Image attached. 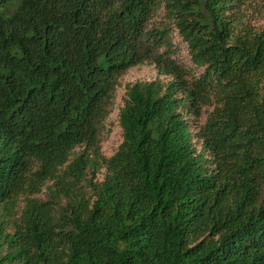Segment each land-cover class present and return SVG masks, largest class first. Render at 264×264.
I'll use <instances>...</instances> for the list:
<instances>
[{
	"label": "trees",
	"instance_id": "1",
	"mask_svg": "<svg viewBox=\"0 0 264 264\" xmlns=\"http://www.w3.org/2000/svg\"><path fill=\"white\" fill-rule=\"evenodd\" d=\"M251 1L0 0V264H264ZM161 4L197 75L164 49L168 25L150 26ZM144 62L171 79L126 87L122 141L105 157L117 78ZM206 106L198 151L187 116Z\"/></svg>",
	"mask_w": 264,
	"mask_h": 264
},
{
	"label": "rangeland",
	"instance_id": "2",
	"mask_svg": "<svg viewBox=\"0 0 264 264\" xmlns=\"http://www.w3.org/2000/svg\"><path fill=\"white\" fill-rule=\"evenodd\" d=\"M240 10L243 20L249 23L255 30L264 28V1L254 0L250 3L246 2ZM163 25H168V39L170 41V44L164 49L168 51L172 58L185 66L190 74L197 75L200 73L202 68L197 67L192 63L186 42L179 36L175 27L170 25V23H167V19L164 16L163 4H161L153 15L150 21V26L162 27ZM157 78L167 82L171 79V76L159 74L155 64L152 62H144L131 66L118 76L116 88L108 102L107 114L102 120L99 129L100 151L103 156H111L122 141V130L119 125L118 114L124 103L126 87L136 81H151ZM210 110L211 107L206 106L201 109L200 115L188 114L187 116L190 130L193 134V141L195 142L198 151L202 150V141L196 136V134L199 126L204 122L206 115ZM97 178L101 179L102 174L98 173ZM36 196L41 199H46L47 194L44 191V188ZM22 206L23 200L21 198L17 206L14 208V217L18 216ZM6 230L9 231L10 228L7 226Z\"/></svg>",
	"mask_w": 264,
	"mask_h": 264
}]
</instances>
